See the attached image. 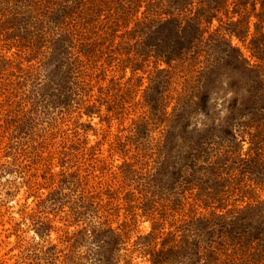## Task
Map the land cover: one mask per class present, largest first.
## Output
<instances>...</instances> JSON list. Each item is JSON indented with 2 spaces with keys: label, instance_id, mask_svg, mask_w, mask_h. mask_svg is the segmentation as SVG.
<instances>
[{
  "label": "rangeland",
  "instance_id": "374dc122",
  "mask_svg": "<svg viewBox=\"0 0 264 264\" xmlns=\"http://www.w3.org/2000/svg\"><path fill=\"white\" fill-rule=\"evenodd\" d=\"M0 264H264V0H0Z\"/></svg>",
  "mask_w": 264,
  "mask_h": 264
}]
</instances>
